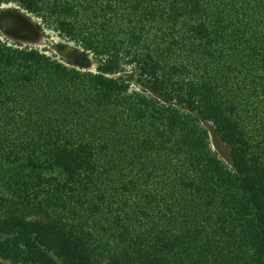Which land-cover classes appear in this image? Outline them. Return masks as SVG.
Instances as JSON below:
<instances>
[{"label":"trees","instance_id":"trees-1","mask_svg":"<svg viewBox=\"0 0 264 264\" xmlns=\"http://www.w3.org/2000/svg\"><path fill=\"white\" fill-rule=\"evenodd\" d=\"M59 263L264 264V0H0V264Z\"/></svg>","mask_w":264,"mask_h":264},{"label":"rangeland","instance_id":"rangeland-1","mask_svg":"<svg viewBox=\"0 0 264 264\" xmlns=\"http://www.w3.org/2000/svg\"><path fill=\"white\" fill-rule=\"evenodd\" d=\"M14 5L10 4V5H7V6H3L4 9H7V8H13ZM28 17V15H26ZM33 21H38L39 20H36L34 18H32ZM23 24V22H22ZM30 24L28 23H25L24 25H21L19 26V29H21V32L20 33H16V32H12V37H14L13 39H10V42L9 45H12L14 44L15 42L14 41H19L21 44H18V45H22V47H25L27 45V47H35L37 48L38 50L40 51H44L46 52V54L48 56H53L55 57V59L57 60H65V59H72L71 58V51L67 49V51L63 54H56L55 52V48L54 46L57 44V43H62V44H67L69 47H73V44L72 43H68L66 40L62 39L61 37L58 36L57 33L53 32V31H50V30H44V36L45 37H42L41 39L37 40V42H25L24 41V37L26 35H23V32H27V30L30 28ZM19 35L21 36V38H19ZM23 37V38H22ZM1 40L3 41L4 39L1 38ZM93 66L90 68L91 70L94 71L95 69V66L96 64H92ZM208 132H209V136H210V140H211V144H212V149L217 153V155L219 156V158L224 162V163H228L229 162V157H228V152L225 148L224 145H222L220 143V141L217 139L216 135L214 134L213 132V127L209 124H206L205 125ZM61 264V263H59Z\"/></svg>","mask_w":264,"mask_h":264}]
</instances>
